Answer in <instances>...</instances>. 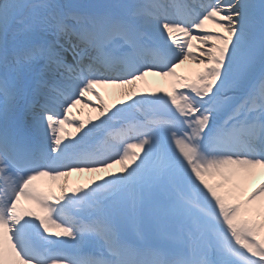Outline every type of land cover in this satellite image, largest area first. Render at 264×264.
Here are the masks:
<instances>
[{"label": "snow or ice", "instance_id": "obj_1", "mask_svg": "<svg viewBox=\"0 0 264 264\" xmlns=\"http://www.w3.org/2000/svg\"><path fill=\"white\" fill-rule=\"evenodd\" d=\"M150 73L171 91L73 116ZM262 169L264 0H0V264H264ZM77 172L108 174L33 183Z\"/></svg>", "mask_w": 264, "mask_h": 264}, {"label": "bare ground", "instance_id": "obj_2", "mask_svg": "<svg viewBox=\"0 0 264 264\" xmlns=\"http://www.w3.org/2000/svg\"><path fill=\"white\" fill-rule=\"evenodd\" d=\"M206 27L213 29V30H216V31H220V29L216 28V26L214 24H212L211 22H206ZM197 44L198 43H193L194 46ZM193 51L195 52V51H197V49L194 47ZM203 67L204 66L199 64L198 62H194L193 60L189 59V60L185 61L184 64L180 65L176 69V73H177L178 77H187L188 81L190 82L192 79L195 78V73L197 71L202 70ZM147 77L152 82V86L148 88V92H151V93L159 92L161 89L164 90L165 92L171 91L172 84L175 82V80L177 78V77H172V76H161V75L152 74V73H150L148 76H146V78ZM99 86L102 87V85H99ZM128 86L131 87L132 85H128ZM122 99L126 100V98H124V96H122V92L119 91V88H117L115 86L111 87V92L108 94V96L105 97V100L107 102H109V104H111V105H118ZM97 114L98 113L95 112L94 115L97 116ZM85 126L88 127V126H90V124L87 122V123H85ZM73 130H75V128ZM78 135H79V133H76V131L73 133L66 132L64 134L66 139H72ZM113 167H114L115 172H119L122 165L114 164ZM108 172H112V170L109 169ZM107 174H108L107 172H99L100 176H105ZM83 175H85V173L82 174V176ZM263 177H264V169L257 170L256 174L251 176L248 179L247 184H246L247 189L249 191H251L253 188L257 187L259 185V183L263 180ZM71 178L73 180H77V179H75V177L71 176ZM33 183H34V186L36 187V189L38 191L49 192L48 190L43 188V186L45 184H47L48 188L51 189L53 194L59 195V192H57V188H59V179L58 180H51V179H48L47 177H40L36 181H34ZM21 206L24 208H32L33 210H35L37 212L40 211V209L37 205H35L31 201L25 200L24 198H21Z\"/></svg>", "mask_w": 264, "mask_h": 264}]
</instances>
